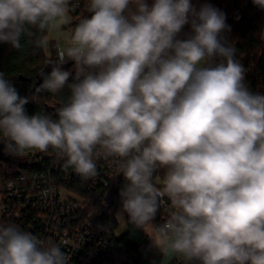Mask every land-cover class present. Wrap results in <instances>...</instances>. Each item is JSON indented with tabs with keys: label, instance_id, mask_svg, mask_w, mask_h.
I'll list each match as a JSON object with an SVG mask.
<instances>
[{
	"label": "clouds",
	"instance_id": "1",
	"mask_svg": "<svg viewBox=\"0 0 264 264\" xmlns=\"http://www.w3.org/2000/svg\"><path fill=\"white\" fill-rule=\"evenodd\" d=\"M71 3L0 0V42L45 47L69 24ZM252 3L264 10V0ZM85 8L46 62L51 71L39 73L38 93L68 89L54 114L29 115L34 95L21 96L0 72L5 153L51 150L84 182L103 158L124 178L118 214L163 257L264 264V94L245 82L226 14L192 0H86ZM70 259L53 241L0 223V264Z\"/></svg>",
	"mask_w": 264,
	"mask_h": 264
},
{
	"label": "built area",
	"instance_id": "2",
	"mask_svg": "<svg viewBox=\"0 0 264 264\" xmlns=\"http://www.w3.org/2000/svg\"><path fill=\"white\" fill-rule=\"evenodd\" d=\"M249 3L252 0L236 3L233 20L243 17L245 5ZM20 160L27 169L21 171L17 167L19 172L10 174L0 187V223L18 224L39 239L60 245L71 256L69 264H123L136 259L118 245L117 228L106 220V214L88 212L86 198L75 188L78 179L85 193L97 187L104 189L103 208L117 211L124 178L114 164L98 159V175L84 182L72 169L63 168V162L51 150L34 156L25 154ZM161 211L163 215L166 213V209ZM160 257L163 256L160 254ZM159 264H182V260L172 256Z\"/></svg>",
	"mask_w": 264,
	"mask_h": 264
},
{
	"label": "trees",
	"instance_id": "3",
	"mask_svg": "<svg viewBox=\"0 0 264 264\" xmlns=\"http://www.w3.org/2000/svg\"><path fill=\"white\" fill-rule=\"evenodd\" d=\"M197 10L205 4L210 3L214 7L220 9L226 14V22L231 27L230 32H226L228 42L234 44L237 49L236 59L244 66L245 82L250 91L264 94V45L261 34L264 31V10L258 8L253 3L245 5L243 17L239 21L232 18V13L236 3L241 0H192ZM86 0H72L70 5V15L72 18L71 26L82 17L87 15ZM192 17H189L191 20ZM189 25H185V31H188ZM49 35V34H48ZM45 37V39L48 37ZM23 47L20 50L14 49L10 44L0 42V72H4L10 83L17 89L21 96L32 97L35 100L25 106L29 115L38 111L54 114L63 101L66 100L69 92L67 87L58 94L38 93L36 91L42 81L39 80V73L47 69L46 62L50 59L54 60L57 56V42H51L48 50L46 46L37 48L33 44L25 43L22 38ZM64 67V66H63ZM64 67L65 70L71 69ZM71 77L69 82H71ZM39 151H31L26 153L28 156L39 155ZM21 161V160H20ZM11 162V168H17L21 171L27 169L23 162ZM13 164V165H12ZM46 165V163H45ZM19 171H9L7 174L3 166L0 164V187L4 186L9 179L10 174H16ZM74 180L72 179L71 182ZM75 188L80 191L86 198V207L88 212L101 211L106 214V220H110L114 228H118L116 219V211L114 209L107 210L103 208L106 191L102 188L85 193L78 179L75 180ZM103 210V211H102ZM164 215H157L156 222H161ZM129 225L127 233L120 236L117 243L123 249H126L131 255H135L136 259L132 263L125 261L123 264H141L145 253L150 245V240L144 232L136 230Z\"/></svg>",
	"mask_w": 264,
	"mask_h": 264
},
{
	"label": "rangeland",
	"instance_id": "4",
	"mask_svg": "<svg viewBox=\"0 0 264 264\" xmlns=\"http://www.w3.org/2000/svg\"><path fill=\"white\" fill-rule=\"evenodd\" d=\"M148 2L151 3L152 0H148ZM69 17H70V22H69L68 25L64 26L63 32H61V33H50L48 35V37L46 38L47 43H46L45 46H46L47 50L49 48L50 43L53 42V41L57 42L58 44L62 43V40L60 39V37L67 32V30L70 28L71 23H72V18H71L70 13H69ZM263 33H264V31H263ZM262 40H263V45H264V38H262ZM71 67H72V65H71ZM119 210H120V206L118 207V209L116 211V219L118 221V228L116 230V233H117V236L120 237V236L124 235L125 233H127L128 229H129V225H128V221H127V216L125 215V217H124V216L119 215L118 214ZM147 252H151V253H154V254L159 253V251L157 249L152 248L150 245L148 247ZM171 257L172 256H168L167 259H170ZM167 259L163 258V257L162 258L160 257V262L161 263L165 262V261H167ZM179 259H181V258H179ZM115 264H121V263L120 262H116Z\"/></svg>",
	"mask_w": 264,
	"mask_h": 264
},
{
	"label": "water",
	"instance_id": "5",
	"mask_svg": "<svg viewBox=\"0 0 264 264\" xmlns=\"http://www.w3.org/2000/svg\"><path fill=\"white\" fill-rule=\"evenodd\" d=\"M73 64V62H68V64L64 65V67H69ZM46 73L51 71V67L48 66L47 69L44 70ZM39 80L42 81L40 76ZM20 157H15L9 154H6L4 151L3 143L0 142V164L3 166L5 173L7 174L9 171H16V168H11V162L15 164V162H19ZM13 165V164H12ZM18 167V166H16Z\"/></svg>",
	"mask_w": 264,
	"mask_h": 264
},
{
	"label": "crops",
	"instance_id": "6",
	"mask_svg": "<svg viewBox=\"0 0 264 264\" xmlns=\"http://www.w3.org/2000/svg\"><path fill=\"white\" fill-rule=\"evenodd\" d=\"M69 62H71V61H69ZM159 263H161L160 262V253L154 254L151 252H146L141 264H159Z\"/></svg>",
	"mask_w": 264,
	"mask_h": 264
}]
</instances>
